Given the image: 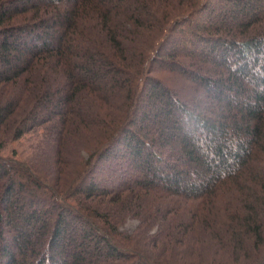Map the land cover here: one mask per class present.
<instances>
[{
	"label": "trees",
	"instance_id": "16d2710c",
	"mask_svg": "<svg viewBox=\"0 0 264 264\" xmlns=\"http://www.w3.org/2000/svg\"><path fill=\"white\" fill-rule=\"evenodd\" d=\"M41 132L0 264H264V0H0V151Z\"/></svg>",
	"mask_w": 264,
	"mask_h": 264
},
{
	"label": "rangeland",
	"instance_id": "374dc122",
	"mask_svg": "<svg viewBox=\"0 0 264 264\" xmlns=\"http://www.w3.org/2000/svg\"><path fill=\"white\" fill-rule=\"evenodd\" d=\"M42 135V132L29 133L20 140L8 144L3 150L0 151V156L13 157L17 160L24 161L33 160L36 151L40 146V141L43 138ZM138 223L139 222L137 220L129 219L122 227V230L126 232H132L137 227Z\"/></svg>",
	"mask_w": 264,
	"mask_h": 264
}]
</instances>
